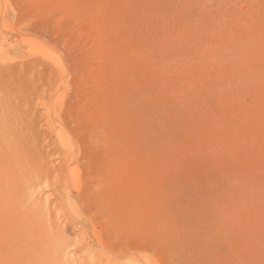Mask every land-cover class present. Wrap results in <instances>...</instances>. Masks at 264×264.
<instances>
[{"label":"rangeland","instance_id":"1","mask_svg":"<svg viewBox=\"0 0 264 264\" xmlns=\"http://www.w3.org/2000/svg\"><path fill=\"white\" fill-rule=\"evenodd\" d=\"M0 264H264V0H0Z\"/></svg>","mask_w":264,"mask_h":264},{"label":"bare ground","instance_id":"2","mask_svg":"<svg viewBox=\"0 0 264 264\" xmlns=\"http://www.w3.org/2000/svg\"><path fill=\"white\" fill-rule=\"evenodd\" d=\"M61 126H62V124H60ZM59 125V126H60ZM55 129V128H54ZM64 129V128H63ZM61 127L59 128V133H58V136H59V138H60V141L64 144V146H66V147H64L65 149L66 148H68V149H71V146H72V144L75 142V140H74V138H71L72 136L70 135V136H68L67 135V133H65L64 132V130H63ZM55 132V131H54ZM61 132H64L65 133V135L66 136H61ZM57 133V132H56ZM58 138V139H59ZM58 139H56L57 141H58ZM63 147V146H62ZM70 167L71 166H69V170H70ZM73 168V167H72ZM76 169V168H75ZM67 172H69L68 170H67ZM66 172V173H67ZM70 173V172H69ZM78 173V172H77ZM71 174H73L72 172H71ZM71 174H69V176L71 175ZM68 175V174H67ZM71 177V176H70ZM71 204H73L72 202H70ZM69 203V204H70ZM68 204V205H69ZM74 205V204H73ZM75 206V205H74ZM79 208V207H78ZM69 209H70V207H69ZM74 215V214H73ZM103 260H104V258H103ZM108 262V261H107Z\"/></svg>","mask_w":264,"mask_h":264}]
</instances>
